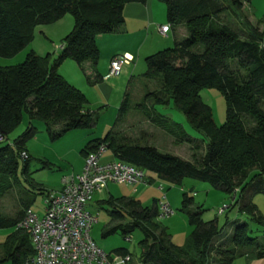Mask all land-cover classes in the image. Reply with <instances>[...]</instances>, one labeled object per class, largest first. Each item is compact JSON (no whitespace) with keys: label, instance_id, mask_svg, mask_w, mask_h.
<instances>
[{"label":"trees","instance_id":"1","mask_svg":"<svg viewBox=\"0 0 264 264\" xmlns=\"http://www.w3.org/2000/svg\"><path fill=\"white\" fill-rule=\"evenodd\" d=\"M160 1L165 4L169 25L184 26L187 35L145 57L146 70L141 75L156 82L159 89L146 92L144 99L151 102L139 106H149L145 115L151 122L178 143L203 151L202 157L191 162L154 145L131 142L114 130L132 107L128 89L113 126L102 137L89 140L80 153L85 157L105 144L114 159L146 170L148 184L153 181L150 175H154L179 186L189 178L229 194L238 189L234 202L238 212L259 225L262 233L251 235L248 221L240 219L230 222V232L224 231L217 219L201 217L200 206L191 211L193 197L183 191L181 211L191 226L184 244L173 243L166 227L159 222L156 199L149 207L130 196L101 200L110 205V220L130 218L129 222L105 228L102 236L117 231L127 236L139 228L140 257L135 264H231L241 256L264 260V216L253 202V195L264 194V30L250 25L241 13L246 28V37L242 38L236 28L223 21L227 9L237 16L251 0ZM129 2L146 0H0L3 57L15 55L30 43L38 25L53 23L67 13L73 18L72 29L62 38L54 59L50 53L40 56L29 51L20 63L0 66L3 137L6 139L21 123L24 114L28 116L25 130L12 142L0 146V181L16 174L20 153L26 151L25 142L36 133L35 120L43 122L50 140L70 130L95 125L97 115L87 108L85 94L69 83L58 68L67 59L79 65H96L100 58L97 35L115 32L123 25V8ZM263 22L264 14L257 20L259 25ZM203 88H215L224 98L225 119L221 125L215 124L210 106L201 97ZM171 99L174 108L198 133L197 137L183 131L166 114L157 112L156 105L168 104ZM28 159L29 154L23 161ZM23 171L27 172V166ZM4 188L0 185V193ZM27 207L30 206L19 209L15 216L0 214V228H11L0 244V263L20 264L34 254L28 232L16 229ZM113 252L130 255L126 264H134L128 249L118 247Z\"/></svg>","mask_w":264,"mask_h":264},{"label":"rangeland","instance_id":"2","mask_svg":"<svg viewBox=\"0 0 264 264\" xmlns=\"http://www.w3.org/2000/svg\"><path fill=\"white\" fill-rule=\"evenodd\" d=\"M237 13L238 17L227 9L224 13L223 21L236 28L242 38L246 37V28L244 27V21L240 19L241 13L250 25L264 30V22L260 25L257 23V20L264 14V0H251L250 3H245L243 8ZM61 22L62 28L57 33L53 31L52 34L54 36H48L45 32L41 33L45 28L52 29L54 25H38L34 30L33 40L11 57L0 56V65L4 66L7 63L5 61L9 58V60L13 61L11 62L12 64L20 63L31 49L40 56L50 53L52 59H54L58 55L57 50H60L62 38L72 29L73 18L67 13ZM182 30L179 29L178 33ZM165 47L167 46H162L159 49ZM66 62L75 64L73 60ZM65 64L67 63H64L62 68L66 67ZM145 70L146 65L143 62L142 70L136 71L129 81L127 89L130 93L132 107L128 114L115 124L114 130L121 132L131 142H138L140 145H154L162 152L177 155L191 162L199 160L203 155V151L194 150L187 143H178L171 135L160 126L151 122L145 115L149 106L145 108L139 106L142 103L145 104L144 95L146 92L159 89V87L155 86L156 82L142 77L141 74ZM67 75H69V81H73L70 78V74ZM200 94L203 101L210 106L215 124L221 125L225 119V101L222 94L215 88H203ZM150 102H146V105L150 104ZM111 106L108 107L107 111L101 112L97 116L96 123L92 127L70 130L56 140H50L43 122L35 120L36 133L25 142L29 159L25 163L22 158H19L16 174L11 177L7 176L6 179L0 181V185L5 187L0 193V214L4 217L15 216L18 210L26 205L30 206L37 213H42L45 190L58 188L60 181H62L61 176L64 177L78 169L80 162L84 160L80 154V150L89 140L104 135L105 121H108L109 127L113 126L117 109L113 110ZM155 108L157 112L166 114L171 121L178 123L182 130L189 135L193 137L198 136V133L187 122L185 116L174 108L172 99L168 104L156 105ZM27 125L28 116L24 114L21 123L6 139L4 138L3 141H0V146L16 139L25 130ZM24 166H27V172L23 171ZM134 186L117 183L108 184L103 193L92 196L87 206L96 217L90 229V236L101 249L112 256H115L113 249L124 247L131 253L133 263L139 262L140 247L138 242L142 238L139 228L134 229L127 236H122L120 231L102 236L105 228H109L119 222H129L130 218L126 217L121 221L110 220L107 212L110 205L101 202V200H105L109 196L116 198L128 191L133 194V197L138 198L143 206L149 207H152L154 199L161 200L165 195L164 199L170 204V207L174 210V214L167 217H158V219L166 227L173 243L176 245L184 244L191 228L187 223L186 214L181 211L183 191L193 197V204L190 206L191 211H197L196 207L200 206L201 217L204 220L217 219L218 226L220 228L224 227V231L230 232V222L233 219H240L248 221L251 235H260L262 233L259 225L250 222L244 213L238 212L236 203L231 205L233 194L214 188L206 182L186 178L183 179L182 185L179 186L156 177L155 180L146 184L142 188V191L140 190L138 193L133 192L132 188ZM235 191H237V200L239 192L238 189H235ZM253 202L264 216V194L257 193L253 195ZM223 205L230 206L224 212L219 213L218 210ZM10 232L11 228H0V244L5 241L6 236ZM0 264H8V262Z\"/></svg>","mask_w":264,"mask_h":264},{"label":"built area","instance_id":"3","mask_svg":"<svg viewBox=\"0 0 264 264\" xmlns=\"http://www.w3.org/2000/svg\"><path fill=\"white\" fill-rule=\"evenodd\" d=\"M169 25H159L161 34H166ZM132 57L124 54L110 61L106 77L120 73ZM4 137L0 132V141ZM105 144L88 152L84 157L82 170L62 178V186L48 190L43 200L42 213L27 207L16 229L28 232L34 254L20 264H126L130 255H115L101 249L91 238L90 229L96 220L88 209V203L95 193L101 192L108 183H147L149 176L144 169L117 159L102 161L106 152ZM22 159L27 151L20 153ZM158 202V217L174 214L164 199ZM236 192L231 197V205ZM230 205H223L218 212H224Z\"/></svg>","mask_w":264,"mask_h":264},{"label":"crops","instance_id":"4","mask_svg":"<svg viewBox=\"0 0 264 264\" xmlns=\"http://www.w3.org/2000/svg\"><path fill=\"white\" fill-rule=\"evenodd\" d=\"M123 16H124V23L117 31L97 35L96 42L100 51V58L96 65L93 66L90 62H84L81 65L75 62H73L75 64H70V62H66V61H71V60L67 59L58 68V72L69 83L80 89L85 94L87 98V104H86L87 108L90 111L96 113L97 116L101 112L107 111L108 107H110L111 105H112L111 107H113V110L117 109V113H118L120 102L123 98L124 93L127 91L129 81L131 80L133 74L136 71L142 70V63L143 62L145 63V57L147 55L157 50H160L159 48H161L162 46L170 47L174 44L176 40H179L187 35L184 26L169 25V23L166 20L165 4L160 0H146L145 3H140V2L126 3L123 8ZM63 17H61L59 20L53 23L45 24V26L54 25V27L52 29L45 28V30L41 31V33L45 32L48 36H54L52 34L53 31H56L57 33V31H59L62 28L61 21ZM159 25H169V29L167 30L166 34H161L159 32L158 30ZM179 29H183V30L180 33H178ZM30 51L34 52L33 49H31ZM53 51H55V49H53ZM57 53H59L58 50ZM124 54L130 55L132 57L131 61L128 64H125L121 69L120 73H118L117 75L106 77L110 61ZM9 59L5 61L7 63H5L4 66L13 65L11 63L13 61ZM64 63H67L65 64L66 67L64 66V68H62ZM67 74H70L71 76L70 78H72L74 82L69 81L70 80L69 75ZM117 113H116V117H117ZM104 126H105L104 127L105 128L104 134H105L112 126L109 127L108 121H105ZM96 138H100V137H96ZM26 151H28V149H26ZM82 157L84 159V155H82ZM111 159H114V156L109 150H107L102 155L101 158L102 161L111 160ZM83 164H84V160L80 162L78 169L72 171L71 174L79 173L82 170ZM71 174H68L66 176H69ZM150 177H152L153 180H155L156 178V176L154 175H150ZM61 178L63 177L61 176ZM108 184H112V183H108ZM117 184L121 185L128 183H117ZM146 184L148 183H138V184H128V185H133V186L135 185L132 188L133 192L138 193L140 190L142 191V188ZM61 186H62V181H60V185L58 188L50 189V190L60 189ZM104 190L105 188L101 192L95 194L103 193ZM120 196L133 197V194L129 193L128 191L127 193L122 194ZM110 197L111 196H109L108 198ZM134 198L138 199L136 197ZM156 201L158 207V202L160 200L156 199ZM190 230L191 228L189 229V232ZM231 264H264V260L262 258L247 259L245 256H241L236 258Z\"/></svg>","mask_w":264,"mask_h":264}]
</instances>
